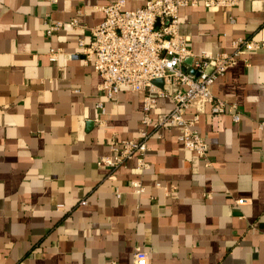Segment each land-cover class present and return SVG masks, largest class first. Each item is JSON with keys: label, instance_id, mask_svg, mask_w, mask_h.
<instances>
[{"label": "crops", "instance_id": "0c3cea01", "mask_svg": "<svg viewBox=\"0 0 264 264\" xmlns=\"http://www.w3.org/2000/svg\"><path fill=\"white\" fill-rule=\"evenodd\" d=\"M114 1L0 0V264H134L136 246L147 264H264V46L214 82L213 94L241 117L213 116L209 106L200 114L206 165L178 128L142 123L143 92L121 88L108 99L83 64L78 42H89ZM231 14L234 23L217 7L181 8L191 52L228 51L240 36L264 43V0H238ZM56 21L65 25L46 34ZM50 48L60 51L55 62ZM172 107L159 98L150 116ZM142 130L151 133L145 167L136 157L97 165L110 137Z\"/></svg>", "mask_w": 264, "mask_h": 264}, {"label": "built area", "instance_id": "2783aa9c", "mask_svg": "<svg viewBox=\"0 0 264 264\" xmlns=\"http://www.w3.org/2000/svg\"><path fill=\"white\" fill-rule=\"evenodd\" d=\"M237 1L144 0L143 5L127 9L125 0H115L101 7L104 18L90 28L89 42H78L83 64L101 78L99 91L102 95L112 99L121 88L143 92L142 123L146 126L152 124L156 129L178 128V141L202 158L206 165L210 164L208 144L196 128L200 114L209 106L213 116L228 114L234 122L241 117L235 103H227L213 94L214 82L230 66L245 60L247 53L263 47L264 43L240 36L232 40L228 51L213 54L203 50L198 54L192 53L187 47L186 36L180 30L179 10L183 7H217L227 16L228 23H234L231 10ZM67 23L77 26L75 18ZM64 25L65 22L56 21L46 29V34L50 35ZM59 52L56 48H50L49 61L55 62ZM157 80L177 88L169 94L156 83ZM162 97H170L173 107L159 113L153 120L151 108ZM98 107L103 111L101 102ZM190 108L194 113L187 116ZM150 134V131L142 130L136 138L110 137V154L101 156L97 165L115 169L136 157L139 166L145 167L142 156L148 150ZM130 185L136 192L143 191L139 182L132 181ZM244 202V198L236 200V204ZM80 203L85 204L86 201L81 200ZM133 263H148L147 252L141 246L134 249Z\"/></svg>", "mask_w": 264, "mask_h": 264}, {"label": "water", "instance_id": "95a60500", "mask_svg": "<svg viewBox=\"0 0 264 264\" xmlns=\"http://www.w3.org/2000/svg\"><path fill=\"white\" fill-rule=\"evenodd\" d=\"M156 82H157V83H158V82H161V80H157Z\"/></svg>", "mask_w": 264, "mask_h": 264}]
</instances>
